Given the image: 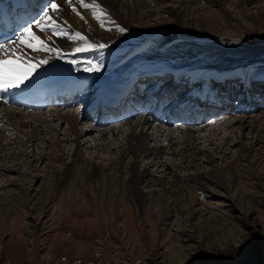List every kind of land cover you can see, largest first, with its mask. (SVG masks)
<instances>
[{
  "label": "bare ground",
  "instance_id": "bare-ground-1",
  "mask_svg": "<svg viewBox=\"0 0 264 264\" xmlns=\"http://www.w3.org/2000/svg\"><path fill=\"white\" fill-rule=\"evenodd\" d=\"M55 2L59 5L58 12H51L50 15L58 24L70 26L73 32H80L91 43L105 44L109 55L114 57V60L103 62L106 66L102 77L104 83L108 77L119 73L122 65L114 68V61L118 54H121L119 60L124 58L125 62L129 63L126 59L127 53L117 50L125 46L134 47L128 45L133 40L138 39L137 44H145L150 42L152 35L160 32L163 33L164 40L178 39L177 43L189 48L192 42L187 41L186 44L184 40L186 37L182 33L200 34L206 37L215 35L219 39L224 37L223 39L226 40L224 42H228L233 40L236 33L238 34L229 29L228 25L232 22L236 23L242 31L254 29L260 24L257 21H261V26L264 25V0H96L106 10L115 25L126 29L123 33L111 23L105 22V26L101 27L93 18L91 11L80 6L78 0H72L71 5L67 0H55ZM85 2L91 3V0H85ZM73 7H76L79 15L72 11ZM222 22H225L226 26H222ZM85 23L88 26H85ZM36 34L41 39L43 37L47 39L49 35L38 32ZM48 42L63 49V52L72 51L78 44L69 39L55 37ZM224 42H222L223 45H230ZM97 52L90 50L86 55ZM30 54L41 59L50 55L33 52ZM123 63L119 61L118 64ZM226 66L227 64L223 63L216 67L225 69ZM142 67L144 71L152 70L151 66ZM241 75L243 87H239L243 90L250 89L252 92L251 97L248 92L245 93L250 103L253 99L250 113L231 116L233 114L230 112L216 122L198 121L194 124L171 128L155 125L150 122L149 117L140 115L130 121L97 129L95 124L82 121L84 119L79 115L80 104L63 110L65 111L63 113L56 108L45 112H24L0 102V193H9L13 189L28 193L36 186L43 191L45 189L43 186L50 181L51 177H56L58 180L57 190L63 181L65 183L64 178L67 180L70 178L68 198L65 201L74 198L81 205L87 203V196L83 190L86 185L90 193L98 192L100 197L103 196L104 191H109L110 194L107 197L110 198L105 201L107 204H131L137 211L143 208L148 209L146 212L160 209V213L168 212L171 216L173 215L174 222L171 223V227L175 229H170L169 232L173 235L178 234L180 237L178 242L181 241V244L177 251L174 249L172 251L173 253L176 251L178 255H184L198 247L197 237L193 234L194 226L187 229L177 224L180 218L176 216V213H184L186 220H189L187 227L195 215L198 217L206 213L205 207L192 197L194 193L201 192L211 202L205 206L228 209L227 212H221L219 217L206 218L207 220L202 223L209 224L214 221V218H218L220 220L218 223L222 222V226L226 222L227 225L229 223L237 228V237H244V241L248 232L241 231L239 224L246 227L248 224L255 230L253 232L255 237L264 231V215L262 216V213L256 209L243 208L250 205L252 199L247 196H252V192L244 191L238 187V183L231 184L224 178L241 167L250 165L249 169L252 170L258 146L261 151H264V110L256 108L264 105V99H262L264 84H260V75L253 76V73L245 72ZM156 81L162 83L161 88L166 86L163 81L159 79ZM222 82L225 83L224 80ZM234 83L239 81L236 80L232 84ZM256 88L260 89L256 90ZM146 99L147 94H142L134 102L143 104ZM239 100L242 101L241 98H237L238 102L235 101L234 105L238 108L244 107V102ZM233 111L235 114L236 110ZM258 111L260 113H257ZM80 125L84 128H78ZM121 137H123V144L116 146L119 142L117 140L119 138L121 140ZM83 141L86 145L84 153L81 149ZM202 143H207L208 147ZM122 146L123 148L120 149ZM65 147L68 151L71 149L66 165H64L65 153L62 150ZM46 149L56 152L57 156H50ZM113 150L120 151L114 152L116 158L111 157L110 153ZM98 153L108 154V156H99ZM109 155L111 158H108ZM259 156L261 158V154L257 153V157ZM3 157L5 161L2 160ZM23 158L26 159V163L21 165L15 162V159ZM44 161H46L45 166ZM245 163L248 164L245 165ZM41 166L44 167L40 168ZM254 170L258 178L263 181L260 186L264 193V172L259 167H254ZM75 177L77 181L72 182ZM261 196L264 198V194ZM241 204L242 207H239ZM175 208L178 211L174 213ZM41 211L46 213L43 209ZM42 212L32 217L30 222V229L36 240L53 224L57 223L58 230H61L60 224L72 215L71 211L61 213L60 210L53 209L48 215L41 217ZM46 224H49V227ZM122 226L123 224L120 225ZM189 229L190 234L184 236L186 231H190ZM67 242L71 246L74 244L79 246L74 240H67ZM239 242L237 241L236 245ZM70 250H72L71 247L65 249L67 253L72 252ZM157 257L161 259L159 264H167L165 252L157 254Z\"/></svg>",
  "mask_w": 264,
  "mask_h": 264
},
{
  "label": "rangeland",
  "instance_id": "rangeland-1",
  "mask_svg": "<svg viewBox=\"0 0 264 264\" xmlns=\"http://www.w3.org/2000/svg\"><path fill=\"white\" fill-rule=\"evenodd\" d=\"M257 23L261 24V21H257ZM260 24L252 30L250 28L242 31L236 23L232 22L228 27L238 34L236 33L233 40L228 42H224L226 41L223 39L224 37L219 39L215 35L206 37L200 34L182 33L186 37L184 39L186 44L187 41L192 42L189 44V48L179 43H176L177 46H173V44L169 48L174 55L187 58L198 57L199 61L208 62L211 66H219L224 63L227 64L226 67L231 68L245 63L248 65L250 62L252 64L251 74L261 76L262 73L264 76V25ZM221 25L226 26L225 22H222ZM85 26H88L87 23ZM214 38L217 40H213ZM184 40L181 39L182 43ZM221 41L230 45L225 46ZM163 56H166V53L161 54V57ZM231 114H233L231 116H240V113L234 114L233 110ZM217 123H215L216 126ZM82 126L80 125L78 128H84ZM122 138V141L120 138L117 140L119 142L116 146L123 144ZM84 143L83 141L81 147L83 153L86 151ZM202 144L208 147L207 143ZM122 148L123 146L120 147V149ZM259 148L258 146L252 170L249 169L250 165L241 167L235 173H229L224 178L231 184L238 183V187L244 191L252 192V196H247L252 199L250 205L243 206V208L256 209L263 216L264 198L261 195L264 193L260 186L263 181L258 178L254 170V167H259L264 172V151ZM62 150L65 153L64 165H66L71 155V149L68 151L65 147ZM114 152L119 153L120 151H111L112 158L117 157ZM47 153L50 156H57V153L51 149L47 150ZM100 153H98L99 156H108V154L100 155ZM257 153L261 154V158L257 157ZM24 154L27 153L24 152ZM111 157L109 155L108 158ZM4 159L3 157L2 160L5 161ZM25 160L24 158L22 160L15 159V162L22 165V163H26ZM45 162H43L44 166ZM247 164L245 163V165ZM64 179L65 183L63 181L58 186V190L57 178L51 177L50 181L43 186V188L45 187L43 191L36 186L28 193L19 189H13L9 193H0V264H159L161 259H158L157 254L162 252H165L167 264H264V231L254 237L255 230L251 229L250 225L247 224L246 227V225L239 224L241 231L248 232L244 241V237H237V228L229 223L227 225L226 222L222 226V222L218 223L220 222L218 218H214V221L209 224L202 223L207 220L206 218L219 217L221 212H227L228 209L224 210V207L219 206H205L211 202L201 192L194 193L192 197L205 207L206 213L202 214L203 217L195 215L187 227L189 220H186L184 213H176V216L180 218V222L177 224L187 229L191 226L195 227L193 234L197 237L198 246L188 254L178 255L176 251L181 244V241L178 242L180 237L178 234L173 235L169 232L170 229H175L171 227V223L174 222L173 215L171 216L168 212L160 213V209L154 208L150 212H146L147 208L137 211L131 204H107L105 201L110 198L107 197L110 194L109 191H104L103 196L100 197L98 192L90 193L87 185L83 189L87 196L86 204L81 205L74 198L65 201L68 198V184L71 179ZM76 181V177L72 179V182ZM239 207H242V204ZM42 209L46 213H43ZM53 209L60 210L61 213L71 211L72 215L60 224L61 230H58L56 222L51 227L46 224L49 228L36 240L30 229L32 217L38 216L41 212V217H43ZM177 211L176 208L173 209L174 213ZM121 224H123L122 227H120ZM256 228L258 227L256 226ZM189 232L191 230L186 231L184 236L190 234ZM67 240H74L79 246H75V244L71 246ZM100 240L101 242H99ZM237 241H240L238 245H236ZM67 247H71L70 251L72 252L67 253L65 251ZM172 249L176 251L173 253Z\"/></svg>",
  "mask_w": 264,
  "mask_h": 264
},
{
  "label": "snow or ice",
  "instance_id": "snow-or-ice-1",
  "mask_svg": "<svg viewBox=\"0 0 264 264\" xmlns=\"http://www.w3.org/2000/svg\"><path fill=\"white\" fill-rule=\"evenodd\" d=\"M67 2L70 5L72 4V0H67ZM78 4L84 9L90 10L93 18L97 20L101 27H104L105 22H107L113 24L121 33L126 31L125 28L115 25L114 21H111L106 10L103 9L96 0H91V3H86L85 0H78ZM58 9L59 5L55 0H52L48 7L43 10L42 17L37 19L34 25L29 24L24 27L20 34L14 39L5 43H0V92H7L9 89L20 88L25 81H28L29 78L32 77L36 69L47 64L50 58H64L65 54L63 50L55 46H50L49 43L41 39L40 36L33 31V27L39 29L41 33H50L47 36L48 41H52V37L57 36L78 42L77 47L72 50L73 54L90 50L100 51L102 53L106 48L105 44L96 45L89 42L80 32H73L70 26L66 28L58 24L50 15V12L57 13ZM72 11L79 15L76 7H73ZM81 19H83L82 16ZM236 43H239V41H236ZM24 48L31 49L38 54L48 53L50 55L46 58L36 59V61L33 62V57L25 58L26 54H21ZM69 62L72 63L74 67L81 63L76 59H70ZM100 67L101 65L99 64H93L92 61H87L84 70L99 71Z\"/></svg>",
  "mask_w": 264,
  "mask_h": 264
}]
</instances>
